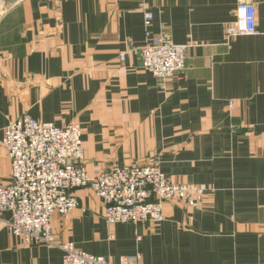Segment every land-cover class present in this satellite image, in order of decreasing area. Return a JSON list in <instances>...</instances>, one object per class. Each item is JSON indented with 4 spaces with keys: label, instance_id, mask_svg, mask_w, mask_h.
I'll list each match as a JSON object with an SVG mask.
<instances>
[{
    "label": "crops",
    "instance_id": "1",
    "mask_svg": "<svg viewBox=\"0 0 264 264\" xmlns=\"http://www.w3.org/2000/svg\"><path fill=\"white\" fill-rule=\"evenodd\" d=\"M0 19V184L11 180L6 126L29 114L82 127L85 162L160 156L175 182L203 185L201 204L168 201L165 219L110 224L90 187L53 216L60 241L118 263L264 264V0L258 35L226 38L238 0H6ZM151 29L189 45L185 73L162 80L141 66ZM126 52L125 60L120 55ZM0 215V264H65L64 251L28 244Z\"/></svg>",
    "mask_w": 264,
    "mask_h": 264
},
{
    "label": "built area",
    "instance_id": "2",
    "mask_svg": "<svg viewBox=\"0 0 264 264\" xmlns=\"http://www.w3.org/2000/svg\"><path fill=\"white\" fill-rule=\"evenodd\" d=\"M9 8L6 0H0V19ZM141 9L146 34L140 49L142 68L162 80L185 73L189 45L170 42L166 32L153 33L154 13L146 6ZM259 33L254 2L238 0L236 18L226 29L227 40ZM125 58L126 52L120 55L121 60ZM82 135L79 124L57 126L29 114L10 122L2 143L12 171L10 182L0 184V215L11 213L6 226L23 242L61 248L65 264H140V253L124 256L116 263L85 252L72 241L58 240L51 225L53 216H68L80 205L74 190L90 187L103 200L104 217L110 224L161 222L168 201L196 207L203 202L207 188L172 180L162 170L160 156L143 164L94 166L90 173Z\"/></svg>",
    "mask_w": 264,
    "mask_h": 264
},
{
    "label": "rangeland",
    "instance_id": "3",
    "mask_svg": "<svg viewBox=\"0 0 264 264\" xmlns=\"http://www.w3.org/2000/svg\"><path fill=\"white\" fill-rule=\"evenodd\" d=\"M8 6H9V4H8ZM9 156V155H8Z\"/></svg>",
    "mask_w": 264,
    "mask_h": 264
}]
</instances>
